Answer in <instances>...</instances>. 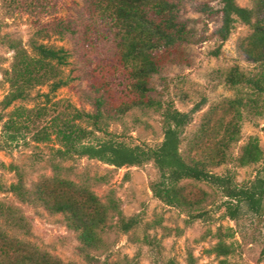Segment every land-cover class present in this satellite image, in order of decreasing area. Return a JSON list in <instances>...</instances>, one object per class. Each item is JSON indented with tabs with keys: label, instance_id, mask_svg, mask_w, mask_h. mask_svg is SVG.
<instances>
[{
	"label": "trees",
	"instance_id": "1",
	"mask_svg": "<svg viewBox=\"0 0 264 264\" xmlns=\"http://www.w3.org/2000/svg\"><path fill=\"white\" fill-rule=\"evenodd\" d=\"M252 2L251 7H242L236 0H220L219 10L206 3L196 7L207 15L220 13V25L213 33L219 41L216 55L237 23L248 26L251 31L240 41L239 49L261 68L247 74L234 66L227 72L225 83L231 87H246L249 94L211 106L185 151L181 150L183 134L200 105L183 112L172 101L150 94L152 77L166 63L185 59L182 48L187 41V23L179 19L174 0H86L92 25V28L87 26L88 32L94 29L99 39L111 36L112 43L102 60L93 64L94 69L102 73L114 66L122 75L121 97L117 103H111L107 96L110 88L104 89L106 84H103V89H99L101 93L97 92L98 96L91 101V112H82L63 100L53 101L49 95L67 84L63 68L69 55L63 47L48 46L32 39L27 48L16 39L2 37V42L13 51L11 67L4 73L9 92L2 100L3 108H9L18 100L28 101L37 87L46 86L49 93L44 94V104L19 105L0 116V149L11 150L30 137L37 143L54 140L58 145L54 156L62 161L88 158L118 169L151 163L157 171V178L149 185L152 195L165 205L185 211L191 220L206 214L202 204L208 193L198 186L204 183L220 192L224 198V214L230 220L237 222L244 212H249L264 221V176L257 175L246 184H238L231 170L212 171L231 159L230 148L240 140L244 112L261 115L264 111V0ZM98 21L109 33L97 28ZM135 108L152 109L160 114L163 139L159 145H129L112 137L109 122ZM81 120L90 122L92 128L83 126ZM262 158L259 139L250 137L237 161L240 166H247ZM52 168L54 173L41 177L32 188L24 186L18 173L19 180L10 184L9 191L24 204L61 214L66 226L76 232L79 253L87 264H110L92 251L104 246L103 232L111 213L116 212L118 227L123 233L134 228L140 216L125 217L116 200L102 201L88 183L62 175L59 163H52ZM15 213L17 211L0 202V215L13 222L22 221L23 217L16 218ZM210 252L224 257L220 264H226L225 257L234 250L231 244L220 240ZM260 260L264 261V238ZM0 264L71 263L7 234L0 227Z\"/></svg>",
	"mask_w": 264,
	"mask_h": 264
},
{
	"label": "rangeland",
	"instance_id": "2",
	"mask_svg": "<svg viewBox=\"0 0 264 264\" xmlns=\"http://www.w3.org/2000/svg\"><path fill=\"white\" fill-rule=\"evenodd\" d=\"M174 1L179 19L187 23L188 36L182 48L185 59L166 63L152 77L150 94L157 99L172 101L183 112L200 105L183 134L181 150L185 151L211 106L249 94L246 87L227 85V72L237 66L241 71L253 74L261 66L248 60L239 49L240 41L251 31L241 23L235 25L219 53L215 54L219 41L213 33L220 25V13L207 15L196 7L206 3L219 10L220 0ZM236 2L242 7L253 5L252 0ZM90 17L86 0H0V116L19 105L44 104V94L49 93L48 87H37L28 101L18 100L9 108H3L2 100L9 92L4 73L10 69L13 60V51L1 40L4 36L20 41L27 48L35 39L48 46L63 47L68 52V62L63 68L67 84L54 95L49 93L53 101L63 100L82 112H91V101L106 84L104 89L110 88L109 100L117 103L122 88L120 69L107 66L109 68L100 73L93 65L111 50V36L99 39L94 29L88 32L87 26L92 28ZM95 24L99 30L105 29L109 33L103 23L98 21ZM65 27L73 33L65 31ZM243 116L240 140L230 148L231 159L212 170L216 173L231 170L238 184H246L257 175L264 176V111L261 115L248 111ZM80 123L92 128L88 121L81 120ZM108 130L114 139L129 145L155 147L163 139L160 114L152 109H132L111 120ZM250 137L259 139L263 158L258 163L240 166L237 158ZM57 147L54 140L37 143L29 137L11 150L0 149V202L17 211L14 217H23L22 221L13 222L0 215V227L7 234L65 263L87 264L79 253L76 232L66 226L61 214L24 204L9 191L10 184L19 180L18 173L24 186L32 188L41 177L54 173L52 163H59L62 175L88 183L102 201L116 200L125 217L140 216V222L123 233L118 227L119 217L116 212L111 213L103 232L104 246L92 251L99 259H107L110 264H220L224 257H218L210 250L223 240L234 250L225 257L226 264H264L260 260L263 219L244 212L237 222L230 220L224 214V198L217 189L198 184L208 193L202 204L206 214L191 220L185 211L165 205L152 195L149 185L157 178V171L151 163L118 169L95 159L74 157L62 161L54 156ZM100 177L103 179L96 180Z\"/></svg>",
	"mask_w": 264,
	"mask_h": 264
}]
</instances>
